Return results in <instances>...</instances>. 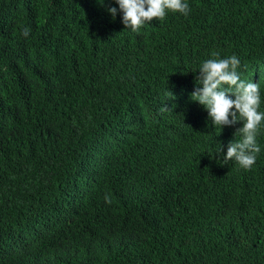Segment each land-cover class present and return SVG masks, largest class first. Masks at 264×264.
Masks as SVG:
<instances>
[{
  "label": "trees",
  "instance_id": "obj_1",
  "mask_svg": "<svg viewBox=\"0 0 264 264\" xmlns=\"http://www.w3.org/2000/svg\"><path fill=\"white\" fill-rule=\"evenodd\" d=\"M184 2L0 0V264H264V122L244 169L190 99L234 55L264 111V0Z\"/></svg>",
  "mask_w": 264,
  "mask_h": 264
},
{
  "label": "clouds",
  "instance_id": "obj_2",
  "mask_svg": "<svg viewBox=\"0 0 264 264\" xmlns=\"http://www.w3.org/2000/svg\"><path fill=\"white\" fill-rule=\"evenodd\" d=\"M98 3L112 18L119 14L125 28L132 31H137L153 18L163 19L166 11L184 15L189 11V5L184 0H114L115 6L105 4V0H98ZM23 35H28L27 30ZM239 64L234 55L203 61L198 68L196 87L190 93V99L203 107L214 126L219 125L222 129L240 122L234 135L238 132L241 138L229 141L226 151H223V159L235 160L241 168L249 169L261 150L256 137L264 122V111L259 110L261 96L258 82L241 79L237 72Z\"/></svg>",
  "mask_w": 264,
  "mask_h": 264
},
{
  "label": "bare ground",
  "instance_id": "obj_3",
  "mask_svg": "<svg viewBox=\"0 0 264 264\" xmlns=\"http://www.w3.org/2000/svg\"><path fill=\"white\" fill-rule=\"evenodd\" d=\"M224 25V24H223ZM224 27V26H223Z\"/></svg>",
  "mask_w": 264,
  "mask_h": 264
}]
</instances>
